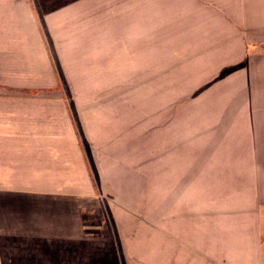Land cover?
<instances>
[{"label": "rangeland", "instance_id": "obj_1", "mask_svg": "<svg viewBox=\"0 0 264 264\" xmlns=\"http://www.w3.org/2000/svg\"><path fill=\"white\" fill-rule=\"evenodd\" d=\"M32 1L44 54L40 71L56 86L28 90L21 75L7 73L0 106L27 111L34 103L38 113L61 111L56 134L78 144L62 148L61 162L52 165L61 172L49 186L88 192L84 202L104 214L111 264L138 262L149 255L157 211L184 189L173 182L178 177L199 173L206 187L197 200L205 195L218 203L214 187L229 198V165L217 161L224 149L203 146L200 154L199 147L214 144L215 134L218 143L229 140L228 85L221 88L219 79L228 74L229 52L221 50L224 37L214 42L213 34L220 27L230 32L229 21L216 14L219 0H45L43 11ZM14 53L1 54L0 66L12 64ZM32 54L22 53L23 68ZM215 122L226 131L213 132ZM177 128L186 136L168 142ZM46 150L49 159L54 149ZM164 185L166 196L159 191ZM185 189L195 190L191 184Z\"/></svg>", "mask_w": 264, "mask_h": 264}, {"label": "crops", "instance_id": "obj_2", "mask_svg": "<svg viewBox=\"0 0 264 264\" xmlns=\"http://www.w3.org/2000/svg\"><path fill=\"white\" fill-rule=\"evenodd\" d=\"M32 2L0 0V55L17 53L12 64L0 66V85L10 73L21 75L28 90H51L56 85L38 63L44 62V54ZM36 2L43 11L45 0ZM218 4L216 14L221 13L230 28L228 33L221 27L213 32L214 42L224 37L221 50L227 47L229 52L228 74L219 79L221 88L228 85L230 135L218 143L215 134L216 143L199 147L200 154L203 146L207 151L213 146L215 152L224 149L217 161L229 165V198L223 199L221 194L227 192L220 194L214 187L218 203L210 204L209 197L200 194L197 200L206 187L199 173L178 177L173 182H183L182 198L179 192L170 195L165 208L157 211L159 222L150 225L149 255L132 264H264V0H219ZM24 51L33 53L25 68ZM33 106L27 111L0 106V264H111L104 214H96L84 202L89 193L48 184L61 172L60 166L52 165L61 162L62 148H76L77 140L70 143L56 134L63 121L61 111L38 113L31 110ZM211 128L215 133L226 131L220 122ZM172 132L175 138H167L168 142L177 144L186 136L182 128ZM51 148L47 159L46 149ZM34 164L41 166L29 170L28 165ZM213 179L215 186H221L216 174ZM190 184L195 190L185 189ZM166 189L164 185L159 191L166 196Z\"/></svg>", "mask_w": 264, "mask_h": 264}]
</instances>
